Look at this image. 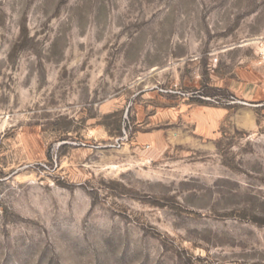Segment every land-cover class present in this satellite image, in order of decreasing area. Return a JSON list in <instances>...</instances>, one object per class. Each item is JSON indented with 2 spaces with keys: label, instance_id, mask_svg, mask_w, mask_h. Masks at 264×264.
<instances>
[{
  "label": "rangeland",
  "instance_id": "374dc122",
  "mask_svg": "<svg viewBox=\"0 0 264 264\" xmlns=\"http://www.w3.org/2000/svg\"><path fill=\"white\" fill-rule=\"evenodd\" d=\"M0 264H264V0H0Z\"/></svg>",
  "mask_w": 264,
  "mask_h": 264
},
{
  "label": "built area",
  "instance_id": "2783aa9c",
  "mask_svg": "<svg viewBox=\"0 0 264 264\" xmlns=\"http://www.w3.org/2000/svg\"><path fill=\"white\" fill-rule=\"evenodd\" d=\"M124 140H125V137H123V138H119V139L116 141L115 146H116V145H119V146H120V142L122 143ZM115 146H114V147H115Z\"/></svg>",
  "mask_w": 264,
  "mask_h": 264
}]
</instances>
